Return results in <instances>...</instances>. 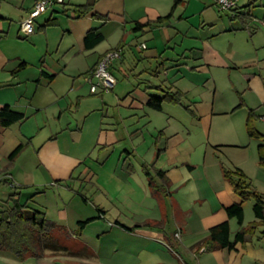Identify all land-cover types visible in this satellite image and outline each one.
<instances>
[{
  "label": "crops",
  "instance_id": "0c3cea01",
  "mask_svg": "<svg viewBox=\"0 0 264 264\" xmlns=\"http://www.w3.org/2000/svg\"><path fill=\"white\" fill-rule=\"evenodd\" d=\"M35 1L0 0V107L24 115L0 126V186L10 188L0 204L44 213L83 250L20 260L0 249V264H264V220L232 250L204 245L214 225L227 220L231 240L240 229L225 211L240 198L222 167L253 186L264 178L256 167L264 137L246 130L248 110L264 121V0H235L236 11L224 13L213 0H179L160 21L174 0H95L83 15L78 7L90 0H65L23 35ZM94 29L101 40L86 44ZM117 46L115 87L91 94L85 73ZM176 91L179 103L147 105ZM143 165L164 172L159 191ZM249 200L244 227L259 221Z\"/></svg>",
  "mask_w": 264,
  "mask_h": 264
},
{
  "label": "trees",
  "instance_id": "16d2710c",
  "mask_svg": "<svg viewBox=\"0 0 264 264\" xmlns=\"http://www.w3.org/2000/svg\"><path fill=\"white\" fill-rule=\"evenodd\" d=\"M95 0H90L86 4L78 7V11L81 15L93 9ZM179 0H174L172 8L168 14L164 17H159L157 21L168 19L175 5ZM141 24L134 27V30L139 29ZM94 37L95 41H100V34L95 33V29L90 31L85 41H89V37ZM93 40V41H94ZM25 63H21L20 68L24 67ZM51 77V76H49ZM182 97V93L176 91L174 93L166 92L163 96H152L147 101V105L153 109L159 110L164 101L179 103ZM253 111L249 110L246 120L247 134L251 138L262 139L263 135L259 133L252 124ZM24 119V115L20 112L13 110L9 105H3L0 107V126L7 127L13 123L20 122ZM22 145L17 146L8 156V163H11L17 154L22 149ZM160 153V150H156V155ZM258 159L259 163L264 166V145H258ZM147 165H143L145 175L148 177V183L150 188L154 191H159V186L155 180L160 177L164 182L167 180L164 176V172L151 169ZM222 173L226 180L230 182L234 192L239 196L240 202L233 203L225 208L228 218H235L240 229L235 233L233 239H230V228L228 221H223L217 225L212 226L209 229L208 236L204 240V245L208 250L215 248H226L232 250L239 241H243L245 236L251 235L253 230L259 226L264 220V194L256 191L251 181L240 169H227L222 167ZM253 200V211L256 219L259 221L249 223L247 226L243 224V208L242 204L246 201ZM93 218H88L77 223L78 232H81L85 226L91 222ZM54 229L64 230L66 229L53 221L48 220L45 214L28 207L25 203H21L18 200H13L7 209H1L0 205V249L10 252L15 257L23 260L27 257H43L45 251L48 249L52 253L67 251V247L59 245L51 232Z\"/></svg>",
  "mask_w": 264,
  "mask_h": 264
},
{
  "label": "built area",
  "instance_id": "2783aa9c",
  "mask_svg": "<svg viewBox=\"0 0 264 264\" xmlns=\"http://www.w3.org/2000/svg\"><path fill=\"white\" fill-rule=\"evenodd\" d=\"M218 11H235V0H213ZM65 0H36L27 16L20 22V32L23 35H30L35 29V20L41 14L57 8H64ZM142 49L146 48V43H141ZM123 46L106 51L97 63L84 75V80L89 86L91 94H104L113 90L116 84L111 68L115 61L121 58ZM264 119V115L262 116Z\"/></svg>",
  "mask_w": 264,
  "mask_h": 264
},
{
  "label": "rangeland",
  "instance_id": "374dc122",
  "mask_svg": "<svg viewBox=\"0 0 264 264\" xmlns=\"http://www.w3.org/2000/svg\"><path fill=\"white\" fill-rule=\"evenodd\" d=\"M215 10H216V12H218V13H224V12H222V11H218L216 8H215ZM236 11V10H235ZM226 12H228V11H226ZM44 15H41V17L40 18H38V21H40V20H42L44 17H43ZM16 28H18V26H15ZM15 34H16V36H22L21 34H19V31L18 32H15ZM15 42V41H14ZM259 52H260V54H264V49H262V48H259ZM119 62L118 61H115L114 62V66L116 67V66H118L119 64H118ZM117 68V67H116ZM20 70V69H19ZM125 70H126V72L128 73V74H130V72H131V70H128L127 69V67L125 66ZM30 71H32V70H30ZM115 73H116V75H117V77H119L120 79L121 78H123L122 76L120 77V73L117 71V69H115ZM86 74V73H85ZM252 111H253V109H252ZM248 112H249V110H248ZM259 113L260 114H262V111H259ZM259 113H254V111H253V118H252V124H253V126L256 128H259V129H261V130H264V121L263 120H259V118H258V116L256 115V114H259ZM259 121H261V123L259 122ZM264 137V136H263ZM256 154H257V158H258V149H257V151H256ZM256 167H258V169H259V167H261V168H264V166L263 165H261L260 163H259V159H258V163L256 164ZM262 171H264V169L262 170ZM256 179H257V182L256 181H254V178H252L251 180H252V182H253V184H255L254 186L256 187V189L259 191V193H261V194H264V178L262 177V175L261 176H259V177H255ZM45 181V180H44ZM43 184V183H42ZM45 184V183H44ZM8 193H10V188H6V187H2V186H0V196H5L6 194H8ZM7 197V196H6ZM6 197H4V199L6 198ZM9 201H10V199H8ZM9 201H6V202H2V204H0L1 205V209H8L9 208V206H10V202ZM246 202V207H247V209H248V207H249V212H250V214H251V216L250 217H252V209H251V206H252V201L251 200H247V201H245ZM247 218V217H246ZM52 233H53V236H55V239H56V241H57V243L59 244V245H63V246H66L67 247V254H68V252H69V254L71 253H73L72 251H82L83 250V245L80 243V242H77V241H75V240H72V239H69L68 238V232L67 231H64V230H58V229H54V230H52L51 231ZM85 239V238H84ZM69 250V251H68ZM45 254H47V255H54V254H56V255H62V254H64V253H66L65 251L64 252H54V253H52L50 250H46L45 252H44ZM70 254V255H71ZM64 260L63 261H71V262H73L74 264H82V259H77V258H72V257H68V258H63ZM64 264H66V263H64Z\"/></svg>",
  "mask_w": 264,
  "mask_h": 264
}]
</instances>
